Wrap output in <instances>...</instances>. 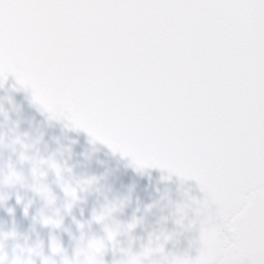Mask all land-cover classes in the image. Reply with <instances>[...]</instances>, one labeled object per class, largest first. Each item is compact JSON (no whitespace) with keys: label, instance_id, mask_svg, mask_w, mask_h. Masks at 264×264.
Wrapping results in <instances>:
<instances>
[{"label":"snow or ice","instance_id":"1","mask_svg":"<svg viewBox=\"0 0 264 264\" xmlns=\"http://www.w3.org/2000/svg\"><path fill=\"white\" fill-rule=\"evenodd\" d=\"M8 75L138 167L201 185L199 255L164 264H264V0H0Z\"/></svg>","mask_w":264,"mask_h":264},{"label":"water","instance_id":"2","mask_svg":"<svg viewBox=\"0 0 264 264\" xmlns=\"http://www.w3.org/2000/svg\"><path fill=\"white\" fill-rule=\"evenodd\" d=\"M3 83L6 91H0V106L19 125L16 135L8 132L12 125H5L0 115V134L8 132L7 140L0 142V245L7 264L14 260L59 264L61 256L51 250L53 241L74 264L95 257L98 247L104 249L105 264H120L130 255L142 256L143 264L199 255L201 225L207 215L205 193L195 179L159 167H138L132 156L114 152L78 130L69 119L54 118L43 110L34 103L32 90L22 87L14 76L8 75ZM58 146L70 149L69 166L77 165V175L86 171L89 177L102 178L98 190L82 193L67 172L64 181H57L48 158ZM67 156L68 151H63V158ZM56 160H61L59 153ZM45 172L46 179L41 175ZM66 181L80 197L70 209ZM41 184L46 186V199L33 190ZM121 199L123 207L118 204ZM112 203H117L116 211H112ZM211 208L215 215L216 206ZM46 220L59 221L60 226L46 224ZM160 248L162 252L157 251Z\"/></svg>","mask_w":264,"mask_h":264},{"label":"clouds","instance_id":"3","mask_svg":"<svg viewBox=\"0 0 264 264\" xmlns=\"http://www.w3.org/2000/svg\"><path fill=\"white\" fill-rule=\"evenodd\" d=\"M0 91H6V85L4 83L0 84ZM0 115H2L4 117V122L5 125L11 124L12 127H10L8 129V132H12L14 135H16L18 133V128L19 125L16 122H13L11 120V115L10 113L4 109L2 106H0ZM71 130V129H70ZM8 132H4L2 134H0V142H5L8 138ZM24 136H27V134H23ZM19 135H17V140H19ZM6 143H5V147H6ZM93 148H95V145H92ZM63 151H68V156L67 158H63ZM60 154L61 156V160H56V155ZM73 158V154L71 153L70 149H63L61 146H58L57 150L54 151L50 156H49V160L52 161V163L49 166V170L56 176L57 181H64L65 177H64V173L67 172L68 176L72 178V181L75 182L76 186L80 189V191L82 193H90L92 190L96 189L98 190L97 186L100 183V180L102 179L101 177H89L87 172H83L79 175H77L74 172V168L77 167L76 164L69 166V161H71ZM25 161L28 160V157H24ZM17 175V179L19 180L20 177L18 174ZM43 178H47L48 173H42L41 174ZM66 183V188L72 193L71 194V200L70 202L67 204V208H71L73 206H75L79 200L80 197H78L76 195V188L72 187L71 182H65ZM34 192L36 195L41 196L42 198L46 197L44 196L46 189V186L41 184L39 186H35L34 187ZM126 199V198H125ZM120 207H123L124 204V200L121 199L118 202ZM112 207V211H116L117 210V203H112L111 205ZM103 217V213H101V217ZM135 226V224L133 225V227ZM8 238H14V237H8ZM0 249H2V245H0Z\"/></svg>","mask_w":264,"mask_h":264}]
</instances>
